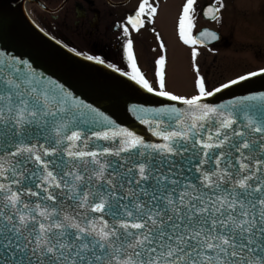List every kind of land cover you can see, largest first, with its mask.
Wrapping results in <instances>:
<instances>
[{"label": "snow or ice", "instance_id": "6c2138e0", "mask_svg": "<svg viewBox=\"0 0 264 264\" xmlns=\"http://www.w3.org/2000/svg\"><path fill=\"white\" fill-rule=\"evenodd\" d=\"M195 3L184 5L182 37L186 20L192 26ZM146 11L154 16L156 8L142 0L127 18L125 34L128 25L143 26ZM218 13L211 7L206 12L212 19ZM132 47L129 39L132 72L124 74L153 92ZM0 82V131L13 135L0 151V245L11 257L3 264H264V119L253 118L247 108L200 104L214 94L200 77L199 94L190 99L156 92L191 109L186 117L171 109L178 130L155 133L166 143L146 144L127 130L92 131L87 139L117 146L85 151V132L79 129L87 120L80 109L90 106L15 59H0ZM159 86L164 88L162 71ZM175 157L184 160L187 175Z\"/></svg>", "mask_w": 264, "mask_h": 264}, {"label": "flooded vegetation", "instance_id": "af4514ba", "mask_svg": "<svg viewBox=\"0 0 264 264\" xmlns=\"http://www.w3.org/2000/svg\"><path fill=\"white\" fill-rule=\"evenodd\" d=\"M141 2L32 0L28 12L42 30L66 47L84 56L100 57L128 73L132 72L127 52V41L131 39L137 67L145 79L155 90L181 97L199 94L200 77L204 78L206 90L211 91L234 78L264 69V0H196L190 14L192 26L186 20L183 37L180 19L186 0H148L156 8L155 15L149 16L146 11L143 26L136 30L128 25L129 33L125 34L127 18L138 11ZM210 7L219 8L217 19L206 14ZM205 32L217 38L201 36ZM161 57L163 65L158 63ZM239 57L262 63L229 75ZM166 58L190 70L182 73L192 75L191 90L173 88ZM161 71L163 89L159 86Z\"/></svg>", "mask_w": 264, "mask_h": 264}, {"label": "water", "instance_id": "95a60500", "mask_svg": "<svg viewBox=\"0 0 264 264\" xmlns=\"http://www.w3.org/2000/svg\"><path fill=\"white\" fill-rule=\"evenodd\" d=\"M30 6L32 0H0V59L6 62L15 59L31 65V69L38 77L43 76L54 84L62 85L75 99L81 101L83 105L90 106L80 109L84 113L82 119L87 120V124L79 129L84 131L86 136L87 147L81 146L82 150L96 151L101 147L117 146L115 141L87 139L92 131H107L111 134L114 131L127 130L141 137L146 144H164L166 141L163 137L155 133L178 130V125L174 123L177 114L171 109H179L186 117L191 111L189 105L157 95V90L149 92L130 75H125L124 71L120 69L117 71L118 68L114 66L109 67L111 64L105 61L101 64L95 59L89 60L88 56L66 47L38 26L28 12ZM256 72L260 74L243 75L248 76L245 80H239V77L232 79L231 81L239 82L232 84L229 81L225 83L229 85L227 88L223 87L225 84L217 87L221 89L219 92L211 90L214 94L205 96L199 103L229 111L232 110V106L237 110L241 107L247 108L253 118L264 119L262 108L264 100L247 99L251 96L264 95V72ZM3 87L0 82V90H3ZM34 134L40 136V130L36 129ZM12 139L10 129L0 131V151L6 147L5 141L11 142ZM191 151L190 148L184 155H189ZM213 151L219 152L220 149ZM103 159L114 161L117 158L105 156ZM174 159L178 168H183L187 175L184 160L181 157ZM63 161L67 167L72 166L66 154ZM56 163L60 164L61 159L57 158ZM28 167L31 168L32 165ZM167 167L169 165L165 164V168ZM3 258L11 259L10 256H6V250L0 245V264H3ZM12 264H15V261H12Z\"/></svg>", "mask_w": 264, "mask_h": 264}, {"label": "rangeland", "instance_id": "374dc122", "mask_svg": "<svg viewBox=\"0 0 264 264\" xmlns=\"http://www.w3.org/2000/svg\"><path fill=\"white\" fill-rule=\"evenodd\" d=\"M165 62L168 64V70L170 73V77L171 76L173 77L172 81L170 80V82L174 86L173 88H175L176 90H180V91L189 90L191 88V87H189V81H190L192 75H187V74H184L182 72L188 73V72H190V70L186 66H179L177 64V62L172 63V60L170 58H166ZM261 63L262 62L250 60L247 57H239L237 59L236 64L233 65V67L231 69L232 73L229 75L238 73V72L245 70V69H248L250 67H254L255 65H259Z\"/></svg>", "mask_w": 264, "mask_h": 264}]
</instances>
